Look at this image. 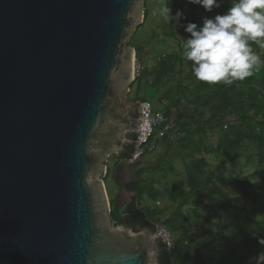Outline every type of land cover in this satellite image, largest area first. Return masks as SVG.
<instances>
[{"label":"water","instance_id":"water-1","mask_svg":"<svg viewBox=\"0 0 264 264\" xmlns=\"http://www.w3.org/2000/svg\"><path fill=\"white\" fill-rule=\"evenodd\" d=\"M145 0H0V264H159L103 182L134 134Z\"/></svg>","mask_w":264,"mask_h":264},{"label":"rangeland","instance_id":"rangeland-1","mask_svg":"<svg viewBox=\"0 0 264 264\" xmlns=\"http://www.w3.org/2000/svg\"><path fill=\"white\" fill-rule=\"evenodd\" d=\"M232 3L233 0H223L220 8L206 12L200 5L188 4L186 0H145L146 17L144 16L143 23L136 29L129 44L137 48L134 64V76L137 79L129 86L128 96L136 99L135 101L145 98L157 109L171 105L168 116L170 129L162 138L153 139L150 149H147L136 163L109 157L103 177L110 209L117 207L118 214L122 215L129 203H133L142 212H145V208L158 210L160 213L157 222L162 223L173 215L174 211L177 212L173 218L183 223L186 232L178 228H168L173 244H176L177 248H188V264H222L220 259L230 249H234L240 257L245 254L247 260L244 264H249L251 257L262 250L260 246L256 250L257 253L249 255L251 239L260 236L264 228V167L258 165L255 143L242 140L234 150L236 156L227 161L226 167L218 165L222 158V125L224 124V128L236 126L240 132H245L247 123L239 124L228 115L222 125H213L202 135L194 131L189 144L183 139L186 134L184 129L189 124L176 120L181 105L189 108L200 106L195 102L194 85L188 80L187 61L183 58L177 66L181 74L169 85L167 95H161L160 98L162 89L155 95L156 87L149 84L156 74L153 73V68L158 71L162 66L160 60L169 55H176L183 45L182 41L187 38L188 33L184 31L183 24L195 22L199 26L204 17L223 13ZM165 5L171 7L173 14L177 9L184 12L186 19H182L181 25L164 19L160 10ZM170 30L179 35V38L168 34ZM260 50L264 51L262 48ZM164 81L165 77L160 84ZM228 110L229 108L223 105V112ZM205 113V117L210 114L209 110ZM188 165L201 166L203 170L197 177L207 181L198 189L199 193L193 200L185 201L181 205L180 200L172 202L167 196V191L178 183H181L182 192L189 190L186 183ZM215 168H218L220 176L227 179L223 186L231 190L230 197L236 200L235 214L222 205H210L211 201L209 204L208 194L213 193L215 197L219 195L216 188H222V193L225 190L217 183L216 174L213 173ZM139 170L140 173L137 174ZM139 193H142L141 196ZM250 206L254 208L253 212L242 211ZM153 223L151 228L148 227L151 230ZM238 261L240 262V259ZM232 264L238 263L233 261Z\"/></svg>","mask_w":264,"mask_h":264},{"label":"trees","instance_id":"trees-1","mask_svg":"<svg viewBox=\"0 0 264 264\" xmlns=\"http://www.w3.org/2000/svg\"><path fill=\"white\" fill-rule=\"evenodd\" d=\"M144 16L146 17V11H144ZM168 34L175 35V37L179 38V35L174 34L172 30L167 32ZM190 36L188 33L187 38ZM186 38V39H187ZM184 39L183 45L186 41ZM183 45L180 46L178 53L176 55H169L165 59L162 58L160 64L162 65L158 71L153 68L154 78L150 85L156 87L155 95H157L161 89L163 90L161 95L165 96L168 94V87L172 82L176 81V77L181 74V70L177 68L180 62L183 59ZM137 50L135 46H132ZM254 51H256L262 59H264V51L260 50L258 45H252ZM187 65L189 66L188 72V80L191 85H194L195 91V102L199 103L200 106H193V108H189L188 106L181 105V110L176 117L177 122L182 123L185 121L189 124L188 127L184 129L186 134L184 138L189 144L191 143L192 137L191 135L195 131L196 133L202 135L206 132L207 128H212L213 125H222L223 120L231 115L239 124H246L247 129L245 132H240L236 126H226L224 128V124L220 128L221 136L220 141L223 142L221 144V161L218 163L220 167H226L227 161L232 160L233 157L236 156L234 150L238 147L242 140H251L255 143L256 148L258 150V165L261 167L264 161V68H261L259 71H254L253 75L246 78L243 81H236L231 86H225L224 84H215L211 85L206 82L198 81L191 70V62L187 61ZM165 77V81L160 84ZM135 78L133 82L136 80ZM132 82V83H133ZM143 99V98H140ZM139 99V100H140ZM145 99V98H144ZM179 99V98H178ZM136 99H134L135 101ZM138 100V99H137ZM179 100H177L178 102ZM197 104V105H199ZM223 105H226L229 110L228 112H223ZM171 105H165L161 109L165 118L168 120V116L170 113ZM157 109V108H156ZM210 112L207 117L206 111ZM255 126V127H254ZM227 128V129H226ZM127 138L131 140L130 143L125 144L122 152L119 154L118 158L127 159L130 157L133 151V140L134 134H128ZM186 142V143H187ZM185 144V143H184ZM184 146V145H183ZM234 153V154H233ZM136 163V162H135ZM187 169V180L186 183L189 187L187 192H182L181 183H178L171 190L167 191L168 198L175 202L180 200L179 204L183 205V202L188 200H193L196 195L199 193L198 189L201 187L205 180H200L197 177V174L203 170L201 166L196 165H188ZM218 168L213 170V173L216 174V180L220 187H223L224 193H222V188H216V192H218V196H213L214 194H208L209 196V204H219L225 207L228 211L232 213H236V200L230 197L231 190H228L227 187L223 186L227 181L226 178L220 176L218 173ZM140 173V170L137 174ZM133 185V184H132ZM129 188H133L132 186H128ZM219 187V188H220ZM221 192H220V191ZM138 194V193H137ZM142 193H139L141 196ZM178 204V207H179ZM109 216L111 221L115 224H120L123 221L130 222L134 226H138L139 228H148L152 227L151 224L156 220L158 221V210H149L145 208V212H142L138 208H136L133 203H129L127 205V210L123 212V214L117 213V207H111ZM115 209V210H114ZM179 209V208H178ZM253 207H247L245 210L242 209L245 213L253 212ZM117 213V214H116ZM174 213H177L174 211ZM167 218L163 224L168 228L182 229L183 232H186L184 229L183 223L176 218V214ZM242 213V212H241ZM155 221V222H156ZM169 229V228H168ZM264 235V228L260 234ZM250 250L249 255H254L256 250L260 247L257 238H253L250 241ZM157 259L159 264H188L189 252L187 247H178L175 244L174 250L168 252L164 244L159 240L157 243ZM240 259V262L238 261ZM247 260V256L243 254L241 257L236 254L234 249H230L226 252V255L222 256L220 259V263L222 264H232L233 261L236 263L244 264ZM238 261V262H237Z\"/></svg>","mask_w":264,"mask_h":264},{"label":"clouds","instance_id":"clouds-1","mask_svg":"<svg viewBox=\"0 0 264 264\" xmlns=\"http://www.w3.org/2000/svg\"><path fill=\"white\" fill-rule=\"evenodd\" d=\"M186 2L212 12L221 7L223 0ZM160 14L176 25L186 19L182 10L177 9L173 14L168 5ZM182 27L190 34L183 45L182 56L191 62L192 74L198 81L231 86L264 68V59L252 47L255 44L264 49V0H233L223 13L204 17L201 25L188 22ZM257 239L262 250L251 257L249 264H264V235Z\"/></svg>","mask_w":264,"mask_h":264},{"label":"built area","instance_id":"built-area-1","mask_svg":"<svg viewBox=\"0 0 264 264\" xmlns=\"http://www.w3.org/2000/svg\"><path fill=\"white\" fill-rule=\"evenodd\" d=\"M137 120L133 151L130 157L124 160L131 163L137 161L147 149H150V143L153 139L162 138L170 129L169 121L165 118L163 112L152 107L151 103L144 98L138 100ZM153 229L168 252L174 250L175 245L172 242L169 229L162 222L157 221L153 223Z\"/></svg>","mask_w":264,"mask_h":264},{"label":"flooded vegetation","instance_id":"flooded-vegetation-1","mask_svg":"<svg viewBox=\"0 0 264 264\" xmlns=\"http://www.w3.org/2000/svg\"><path fill=\"white\" fill-rule=\"evenodd\" d=\"M132 116L134 118V122L136 121L137 119V108H134L133 111H132ZM132 134V133H131ZM133 135V134H132ZM128 144V143H127ZM124 147V146H123ZM123 150V149H122ZM122 152V151H121ZM114 157V156H113ZM118 158V157H117ZM127 210V206L124 208V211ZM121 224H127V225H130V226H133V227H138V226H134L132 225L130 222H126V221H123Z\"/></svg>","mask_w":264,"mask_h":264}]
</instances>
